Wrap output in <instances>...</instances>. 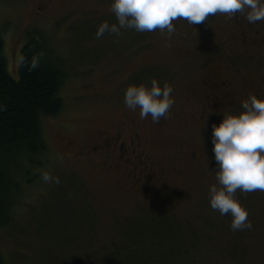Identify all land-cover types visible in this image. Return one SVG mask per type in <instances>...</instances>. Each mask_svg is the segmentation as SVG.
I'll return each instance as SVG.
<instances>
[{"label":"rangeland","instance_id":"374dc122","mask_svg":"<svg viewBox=\"0 0 264 264\" xmlns=\"http://www.w3.org/2000/svg\"><path fill=\"white\" fill-rule=\"evenodd\" d=\"M111 4L112 0H52L40 10L39 0H0V30L11 76L19 79L21 50L32 29H40L48 38L66 72L63 109L42 119L48 150L44 164L32 167L40 174L31 183L21 182L11 199L10 219L0 226L5 264H166L168 260L181 264L179 258H199L207 264H264V191L248 192L242 199L250 206L252 228L233 231L221 223L222 229L215 232L205 218L223 217L210 206L209 188L217 183L218 169L202 167L191 157L194 148L212 149L211 128L195 119L205 112L204 100L209 99L200 77L234 74L251 83L264 72V40L259 36L256 47H246L249 42L241 37H249L251 27L235 26L219 12L214 19L227 18L228 25L213 35L226 41L209 46V37L180 30L168 36L166 30L162 34L159 29L126 28L97 38L103 21L118 23ZM233 31L236 45L230 43ZM197 42H201L198 52L191 51L187 60L180 54L178 58L176 47L192 50ZM153 78L161 86L167 81L175 97L158 123L151 116L141 119L139 108L133 111L124 103L130 84L150 83ZM121 127L125 137L140 133L141 141L159 159L155 170H164L159 188L155 181H147L148 190L142 181L134 183L127 175L132 166L124 160L106 159L102 151L83 153L96 146L106 131ZM41 172L50 173L53 180L43 181ZM240 193L237 190L236 195ZM65 198L69 204H64ZM157 217L182 224L186 233L206 231L216 237L201 238L197 250L187 241L183 245L188 251L179 257L173 243L179 232L170 223L166 227L145 220ZM181 237L176 239L180 242ZM142 239L146 241H137ZM153 242L157 246L151 249ZM202 247L205 251L197 253Z\"/></svg>","mask_w":264,"mask_h":264},{"label":"clouds","instance_id":"9594fccd","mask_svg":"<svg viewBox=\"0 0 264 264\" xmlns=\"http://www.w3.org/2000/svg\"><path fill=\"white\" fill-rule=\"evenodd\" d=\"M111 10L118 23L103 21L97 27V38L105 32L120 34L126 28L137 32L159 29L162 34L166 30L171 36L176 31L174 20L199 25L218 12L229 18L242 14L250 23L264 20V0H112ZM124 103L130 110L139 108L141 119L151 116L158 123L175 103L173 87L167 81L161 86L157 78L150 83H133L125 90ZM241 107L239 112H217L222 119L211 124V153L218 170L217 183L209 188L210 206L221 215H231L233 231L252 228L249 210L236 195L237 190L264 191V96L250 93ZM41 178L53 180L48 172ZM55 182L59 183V177Z\"/></svg>","mask_w":264,"mask_h":264},{"label":"trees","instance_id":"16d2710c","mask_svg":"<svg viewBox=\"0 0 264 264\" xmlns=\"http://www.w3.org/2000/svg\"><path fill=\"white\" fill-rule=\"evenodd\" d=\"M251 24L254 25L252 27H254L255 32L247 37L250 39L247 40L246 37H243L246 34L241 37L243 42H249L246 46L249 48L255 46L254 43L257 42L259 36L261 40H264V23L261 21L259 24L256 22ZM261 25H263L262 28ZM32 30L31 32L28 31L27 41L21 50L19 79L13 78L8 71L7 58L4 54V39L0 30V226L5 225L10 219L9 211L12 210L13 204L11 199H14L15 195L18 194L21 182H33L40 172L32 171V167L44 164L43 157L48 150V145L42 135L43 117L57 115L64 106L62 85L66 72L61 61L50 48L48 38L40 29ZM247 49L245 48L244 51L246 52ZM33 64L36 66L33 67ZM19 177L22 179L19 180ZM238 197L244 204L242 199L247 197V193L241 192ZM69 203L68 199L64 200V204ZM245 205L250 207L247 203ZM231 219L230 214L223 215L222 218H219V215H210L205 218V221L208 226L212 227V230L217 232L222 229V225H230ZM145 220L146 222L157 221L166 227H169L168 224L172 222L167 217ZM170 224V227L177 230L179 236H182L180 242L176 239L179 236L173 237V243H176L174 246L179 251V257L188 251H185L183 245L187 241L194 246L201 238L210 240L214 236L216 237V234H210L206 231L192 230L191 233H186L182 224ZM164 226L162 227L165 228ZM235 235L238 236L239 234ZM156 236L159 238L158 235ZM158 241L159 245L162 240L159 239ZM156 246L153 242L151 249ZM195 248L197 250L196 245ZM204 251L205 247H202L197 253ZM179 262L181 264H207L206 261L199 258H179ZM171 263L174 261H166V264ZM0 264H5L1 252Z\"/></svg>","mask_w":264,"mask_h":264},{"label":"flooded vegetation","instance_id":"af4514ba","mask_svg":"<svg viewBox=\"0 0 264 264\" xmlns=\"http://www.w3.org/2000/svg\"><path fill=\"white\" fill-rule=\"evenodd\" d=\"M39 1L41 5L38 8L42 10L41 8H46L49 5V2L52 0ZM214 15H210L207 18V21L201 22L199 25L189 24L185 19L174 20V25H177L175 33H179L180 30L185 34L192 32L193 34L201 35V37L207 36L209 37V40L206 39V42L209 46L216 44L217 42L226 41L222 38H217L213 34L218 28L225 29L224 26L228 25V19L234 21L235 26L249 25L251 27L250 31L255 32L252 27L253 24H251L242 14H236L231 18H224L221 21L215 20ZM261 21L264 23V20L257 21L256 23L259 24ZM262 26L263 25H261V28ZM236 32L241 33V31ZM256 32L258 31L256 30ZM235 34L236 33L233 31L229 36L230 39L233 40L230 43H234V40L236 39V37H234ZM212 36L214 37L212 38ZM188 47L189 46H184L181 48L176 47L178 58L180 54L182 60H187L192 54L191 51L198 52L199 47H201V42H197L196 46H194L192 50ZM200 78V84L203 87V90L206 92L205 98L209 99L204 100L208 104L207 107H205V112L201 111V115H197L195 119L198 122L203 121L208 123L207 126L210 128L212 122L219 123L222 119V115H217V112L225 113L226 111H241V102L242 100L246 99L250 93H254L258 96H264V72L258 73L257 78H253L249 84L244 83L241 78L236 77L234 74L230 76L215 74L212 76L211 74L204 73V75H202ZM209 107H213L214 111L209 110ZM105 133V136H103V138L98 143H96V146L91 147L85 152L83 151V153L89 154L90 152L102 151V154L105 155L106 159L126 161L128 166H132V171H128L127 175L132 176L134 183L136 184L142 181V184L146 186L147 190L149 189V184L147 183L148 180L151 183L152 181H155V186L161 182V174L164 173V170L159 168L156 172L155 167L159 164V159H155L151 151L147 148V143L141 141L140 133L133 132L125 137L122 133V127L117 132L106 131ZM211 150L212 149H209L206 146L192 149V160L199 161L201 166L205 168L210 169L214 167L216 162L214 159H212ZM114 154H116V157ZM117 164V167H120L122 163L117 162ZM156 188L159 187L156 186Z\"/></svg>","mask_w":264,"mask_h":264}]
</instances>
